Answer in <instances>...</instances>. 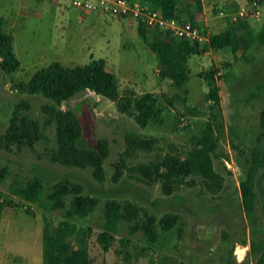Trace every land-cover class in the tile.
Instances as JSON below:
<instances>
[{"label":"rangeland","instance_id":"obj_1","mask_svg":"<svg viewBox=\"0 0 264 264\" xmlns=\"http://www.w3.org/2000/svg\"><path fill=\"white\" fill-rule=\"evenodd\" d=\"M180 2L181 8L186 9L192 0ZM246 4L244 0H237L232 5L216 4L207 10L208 21L204 14L197 16V26L208 35L215 33L222 29L219 20L230 19L220 16L221 10L230 13ZM262 5V16L251 18L255 33L264 26V2ZM70 9L66 0H0V15L6 20V31L14 36V50L20 60V68L13 76L0 70V137L10 125L15 103L22 99L31 102L30 113L41 124L45 123L42 106L47 98L22 94L13 88V82L29 80L35 71L53 61L73 67L88 64L92 58L107 59L118 76L121 94L134 90L137 95H157L164 108L163 119L141 128L132 115L120 111L117 102L92 91L65 104V109L73 108L82 117L81 147H94L99 140H107L109 156L104 162V182L96 180L89 168L51 161V151L57 144L55 124L49 125L44 137L32 147L14 145L7 150L0 146V174L8 169L7 176L0 181V191L12 197L13 203L19 206L9 207L6 214L0 216V243L7 238L4 232L6 234L8 228H17L19 235L11 236L15 245L12 251L21 255L27 247L19 250L14 238L27 245L35 238L36 229H44L42 210L13 194L16 186L39 178L44 184V195L55 185L71 182L82 184L99 198L100 205L88 220L71 223L68 238L74 248L86 249L94 264H127L123 254H118V250L124 249L133 254L129 264H260L259 256L250 251L253 234L244 211L240 182L245 177L242 166L248 162L249 150L256 142L260 114L264 109V93L251 97L252 92H257L256 85L264 79V44L256 40L246 53L229 49L193 55L190 80L179 88L159 76L158 58L140 37L137 23L96 14L90 18L92 25H86L84 20L77 22L75 17L72 24L69 19H64ZM52 14H59V17L52 18ZM179 20L191 21L188 13ZM160 30L162 28L153 30V37ZM212 69L217 71L215 76L222 108V115L216 121L206 100L209 86L202 76ZM207 122L215 123L219 137L221 159L215 160V168L225 178V187L220 192H208L201 178L197 179L196 186L184 185L170 196L163 193L159 183H143L131 177L128 170L119 182L113 180L115 164L126 150L127 132L159 138L152 151H139L128 159V166H133L154 160L173 149L184 153L190 148L197 129L205 127ZM262 184L264 187V182ZM257 194L256 211L264 225V191L258 187ZM109 199L131 200L158 221L168 214L177 215L178 220L171 230L160 229L159 247L152 250L148 249L141 232L131 236L128 224L123 223L114 245L105 252L98 242V233L103 222L102 211ZM30 207L31 215L26 213ZM58 215L56 212L50 215L52 229L58 227ZM125 236L131 242L123 248L120 240Z\"/></svg>","mask_w":264,"mask_h":264},{"label":"trees","instance_id":"obj_2","mask_svg":"<svg viewBox=\"0 0 264 264\" xmlns=\"http://www.w3.org/2000/svg\"><path fill=\"white\" fill-rule=\"evenodd\" d=\"M137 2L138 0H130ZM157 5L162 13L170 18L180 19L188 13L191 22L207 37L204 43L191 42L178 38L169 30L157 32L156 39L149 41V27L139 22L138 32L148 48L157 56L159 76L170 80L175 87L182 88L190 80V59L199 53L210 51L233 52L241 50L246 53L256 40L264 44V26L256 36L247 33L248 20H240L224 31L206 34L203 28L197 26V16L203 15L202 0H192L188 8H181L180 0H146ZM252 0H246L250 3ZM264 2V0H259ZM263 6V5H262ZM229 13V12H227ZM229 17V16H228ZM14 36L5 31V18L0 15V70L8 76H13L20 68V60L14 50ZM215 69L205 72L202 76L207 81L209 92L206 100L210 103V113L214 121L222 115L220 87ZM13 88L22 94L42 95L47 102L42 106L45 123L35 118L30 111L32 104L27 99L15 103L10 125L5 134L0 137V146L11 150L14 145L32 147L45 135V129L56 125V147L51 151L53 162L81 169H91L94 178L99 182L106 180L104 162L109 156L108 142L99 140L94 147L83 148L80 140L84 135L82 117L73 108H63L76 96L92 91L97 95L117 102L122 113L130 114L141 128H146L152 122L162 121L164 108L158 102V96L153 93L137 95L134 90L121 94L119 79L109 61L105 58H92L88 64L65 66L60 61H53L46 67L38 69L27 81L13 82ZM257 92L251 97L264 93V79L256 85ZM215 124V123H214ZM212 122L197 129L192 136V143L184 153L172 150L146 163L128 166L127 162L139 151H152L159 143V138L144 135L139 132L126 133V150L115 164L113 180L119 182L125 171L131 177L154 185L159 183L165 195H173L182 186H196L198 178L208 192L216 194L224 187V176L215 168V160L221 159L218 152L219 137ZM245 177L240 182L244 211L250 221L252 237L250 239L251 254L259 256L258 261L264 264V225L257 214V188L264 191V109L260 114V129L254 146L249 150L248 162L242 166ZM226 169V167L224 166ZM8 174L5 169L0 174V181ZM44 184L39 178L26 185H18L13 194L22 200L37 206L42 210L45 226L43 229V257L51 264H94L88 251L74 248L68 241L71 233V223L88 220L100 205L98 197L88 192L82 184L61 183L55 185L44 195ZM12 197L0 191V216L9 207L15 205ZM19 207L18 205H15ZM31 208L26 213L31 215ZM59 215L58 227L51 228L50 215ZM103 222L98 233V242L107 252L114 245L123 223L129 227V235L141 232L149 250L159 247L160 229L169 231L177 223L178 216L168 214L160 221L144 207L131 200L109 199L102 211ZM121 246L128 247L130 239L121 238ZM123 254L127 264L131 263L133 254L129 250H118Z\"/></svg>","mask_w":264,"mask_h":264},{"label":"built area","instance_id":"obj_3","mask_svg":"<svg viewBox=\"0 0 264 264\" xmlns=\"http://www.w3.org/2000/svg\"><path fill=\"white\" fill-rule=\"evenodd\" d=\"M70 7L81 13L105 14L118 18H132L138 22H144L150 30L166 29L172 35L189 40L191 42H205L207 37L191 21L181 22L177 18H170L162 13L160 8L146 4L145 2L130 0H66ZM261 2L252 0L246 5L240 6L236 11L227 13L220 11V16H229L232 24L249 18L262 16ZM65 104L63 108L65 109ZM248 249V248H247ZM239 258V256H238Z\"/></svg>","mask_w":264,"mask_h":264},{"label":"crops","instance_id":"obj_4","mask_svg":"<svg viewBox=\"0 0 264 264\" xmlns=\"http://www.w3.org/2000/svg\"><path fill=\"white\" fill-rule=\"evenodd\" d=\"M138 1L145 2L146 4L160 8L157 5H153V4L148 3L146 0H138ZM234 1L237 2V0H213V1L212 0L211 1L202 0L203 14L205 16V21L209 20V18L207 17V10H209L210 7L213 8L216 4H219V3H225L228 5H232L233 3H235ZM244 1L246 2V0H244ZM70 8L71 9H70L69 13L64 16V19H69L70 22H72V24H73V17H75L77 22H83V20H84L86 25H88L89 23L92 25L93 22H92V19L90 20V18L91 17L93 18L96 14L81 13L72 7H70ZM54 17L55 18L59 17V14L57 16L52 14V18H54ZM121 19H126L130 23H137V25H139V22L135 19H132V18H121ZM218 23H219V27H221L222 29H220L219 31H217L215 33H219L221 31H224L227 28H229L230 26L234 25V24H232L230 19L228 20V18H226L225 20H223V19L219 20ZM248 25L249 26L247 29V33L249 35L256 36L260 32L258 30L255 33L254 28L251 24V18L248 19ZM5 31H6V20H5ZM124 31H127V27H124ZM6 32H8V31H6ZM152 33H153V30L149 29V34H148L149 41H153L156 39V35H155L156 33L154 34V37H153ZM215 33H212V34H215ZM151 36L153 38H151ZM158 68H159V66H158ZM5 214L6 213H4L2 215V217ZM36 231H37V234H36L35 238L32 241L28 242L27 245H25V243L22 244L21 241L19 239H17L16 237L14 238V240L17 243L19 250L23 246L27 247V249L24 247L21 255H16L12 251V248H13V246L15 247V245H13V243L11 242V236H17V235H19V233L17 232V228H11V227L8 228V231L6 232V234L4 232V235H6L7 238L5 237L4 242L0 243V264H51L48 261H46L43 257V229L42 230L36 229ZM0 233H1V227H0ZM25 250H26V253H25Z\"/></svg>","mask_w":264,"mask_h":264}]
</instances>
